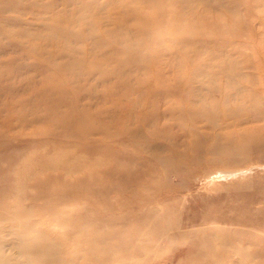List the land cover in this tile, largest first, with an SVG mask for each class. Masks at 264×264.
Masks as SVG:
<instances>
[{"label":"rangeland","instance_id":"obj_1","mask_svg":"<svg viewBox=\"0 0 264 264\" xmlns=\"http://www.w3.org/2000/svg\"><path fill=\"white\" fill-rule=\"evenodd\" d=\"M54 1V11H70L86 0ZM161 1L144 12L163 16L156 37L152 30L137 29L129 16L122 34L125 24L112 22L111 13L122 17L129 8L104 6L96 14L95 31L109 32L100 44L72 39L61 49L64 54L91 50L97 43L94 50L101 51L113 48L115 40H149L137 54L121 56L122 62L119 55L98 61L103 68L127 72L117 93L106 92L110 83L104 86L98 74L88 79L96 87L92 109L104 111L99 121L105 124L106 115L107 132L116 133L122 122L120 137L110 135L96 155L74 138L32 135L36 121L7 129L0 120V143H9L0 147V168H9L19 156L14 171L9 169V199L0 202L11 252L18 241L13 233L31 228L33 242L41 239L34 264H264V0H176L192 5L173 8V0ZM172 14L180 16L186 35L195 29L203 36L198 55L175 57L178 46L167 34ZM38 23L31 15L0 13V81L22 79L26 67L37 63L27 48L39 47L38 42L23 41L18 32L52 33ZM187 45L183 48L191 51L192 43ZM92 59L83 67L91 68ZM58 61L70 59L62 54ZM131 68L139 69L130 73ZM125 107L131 112L116 118ZM188 121L198 131L185 134ZM110 169L125 177L142 174L141 183L114 182L106 173ZM12 259L25 262L19 254Z\"/></svg>","mask_w":264,"mask_h":264},{"label":"bare ground","instance_id":"obj_2","mask_svg":"<svg viewBox=\"0 0 264 264\" xmlns=\"http://www.w3.org/2000/svg\"><path fill=\"white\" fill-rule=\"evenodd\" d=\"M161 3L164 2L161 0H107L104 3H100L99 0H86L84 2H79L70 11H67L69 8L54 11L55 8H52L55 6L54 0H51L47 4H44L41 0H37L34 3H31L28 0H2L0 2V13L14 11L21 16L31 15L35 21L42 25L39 29H52V33L46 35H32L29 32H18V36L23 38V41L31 40L33 43L38 42L39 47L27 48V53L37 56V63L26 67L28 75L21 74L23 75L22 79H12L16 80V84H13L12 80L9 79L0 81V120H2L3 126L7 127V129L13 128V126H17L21 129L22 127L34 124L33 122L36 121L37 127L32 131V135L48 137L53 140L59 138L77 139L81 144L82 150L86 151L91 156L96 155L99 152V148L103 147V145H108V138L110 135H114L115 138L120 137V135L116 133L118 131L122 132L121 121L118 123V130L116 133L110 134V132L107 131L111 129L106 128V123H109V121L105 119L106 115L104 116L105 124L99 121V118H101V114L104 111L102 112V110L99 109L93 111L94 109H92L91 100L92 95L96 94V92H94L96 87L88 82V79H91L93 75L98 74L99 80L104 86H106L107 83H110V87L106 86L105 91L117 93L118 89L121 87L120 79H122V76L125 75L124 73L127 72L125 69L118 72L109 68H103L102 64H99L98 61L109 62L112 61L116 55H119L118 60L122 62L121 56L137 54L142 50V46H145L144 43H146V41L149 43V40H138L136 43H132L124 38L121 41L115 40V42H113L114 47L109 50H104L103 48L101 51L98 48V51L94 50V48L100 44V40L105 38L104 34H108L109 32L102 28H99L98 32L95 31L99 19L96 17V14L101 8H104V6L111 8V11L121 9L120 12H122V8H129L127 11H123L124 16L122 17L114 16V13H111L112 22L121 25L125 24L123 25L122 34L129 28L126 22V19H129L127 18L129 16L135 21L137 29L142 32L152 30L153 32L150 33V36L154 33L156 37L160 33L161 25H163V16L160 13L158 15H150L144 12H147L150 6H157ZM187 5L190 6L192 3L176 0L169 2V6L172 8L173 6L186 7ZM92 8H95L93 10L95 13L91 15L89 12H91ZM5 21L9 22V19ZM14 21L16 22V20ZM181 23L182 20L178 14H172L171 17H168V37L178 46V54L175 57H180L183 53L189 56V53L192 52H194L195 55H198L201 52L200 48L202 47V44H204L203 40H201L203 36L196 34L195 29H193L194 33L186 35ZM152 25L155 26H153V29H151ZM183 38H185V40H183ZM72 39L78 44L83 43L88 39H93L99 44L93 43L91 50L86 49L81 51L78 48L68 49L66 50L67 53L65 51L64 54V51L61 49H65L67 42L73 41ZM150 39L153 40V38ZM22 42L15 44L17 45L16 47H19L17 49L23 48L22 45L24 42ZM137 43L139 45H137ZM191 43L193 45L191 51L183 48ZM208 44H214V42H209ZM47 47L53 48V50H48ZM112 51L113 54H111ZM62 54L68 55L70 61L64 63L58 61ZM78 54L81 56H78ZM91 58H93L92 61L94 65L89 69L84 68L83 64L86 60H90ZM115 58L117 59V57ZM137 63L138 62L135 64L138 65ZM139 63L144 64V59L140 58ZM139 68H131L130 73L137 71ZM68 72L71 73V75L65 74ZM204 72V70L202 72L196 70V73L200 75ZM231 74L236 75L237 72ZM62 77H64V80ZM84 89L86 90V93ZM105 91L102 95L103 97L107 95ZM82 99L89 100V102L82 104ZM130 99L131 98H129V100ZM138 101L134 100V104L138 103ZM62 106L66 108L65 112H62ZM9 108H11L10 111ZM129 110L130 109L127 107L122 108L116 118L119 119L121 115L127 114ZM185 110L188 113V109L185 107L182 108V111ZM107 113H110V111H107ZM31 115L32 119L30 118ZM118 119L116 120V123L118 122ZM144 119L148 120L149 118L146 117ZM190 120L194 122L195 116L191 115ZM213 121H215V118L211 119V123ZM189 123L190 125L185 129V134H191L198 131L192 122ZM152 133L153 135H157L159 132L155 131L154 133V131H152ZM0 134H2L1 129ZM97 134H100L102 139H95L94 136ZM7 144H9L7 141L1 142L0 147L6 146ZM104 153L106 154L105 156H113V152L104 151ZM17 159H19V156L15 155V157H12V160H10L9 168H0L1 203H6L9 199V169L10 171H14ZM22 164L26 167L29 166L27 160H24ZM30 165L35 166V164ZM40 166H42V168H48L49 164L41 163ZM75 167L79 166L75 165ZM106 173H108V176H114L112 181L117 183H141L140 178L142 174H127L128 176L125 177L122 174L117 175L115 169L107 170ZM9 228V223L4 225L3 223L0 224V264H17L19 261H12V257L18 254L20 255V258H23L25 261L24 263L20 261L21 264H34L35 259L39 254L38 248L41 245V239L36 240V243L33 242V239L36 238L35 234L31 233V228L16 230L13 233L18 238L17 243L14 244L16 251L11 252L12 247L9 249L8 238ZM42 231L40 229V232ZM45 237L47 236L45 235ZM49 244L47 245L49 246ZM2 245L7 247V249L3 251L4 247H2Z\"/></svg>","mask_w":264,"mask_h":264}]
</instances>
